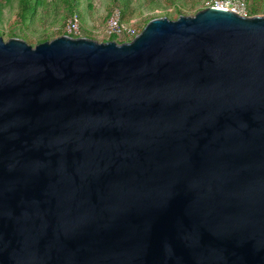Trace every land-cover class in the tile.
I'll list each match as a JSON object with an SVG mask.
<instances>
[{
    "label": "water",
    "instance_id": "95a60500",
    "mask_svg": "<svg viewBox=\"0 0 264 264\" xmlns=\"http://www.w3.org/2000/svg\"><path fill=\"white\" fill-rule=\"evenodd\" d=\"M0 264H264V15L0 36Z\"/></svg>",
    "mask_w": 264,
    "mask_h": 264
},
{
    "label": "rangeland",
    "instance_id": "374dc122",
    "mask_svg": "<svg viewBox=\"0 0 264 264\" xmlns=\"http://www.w3.org/2000/svg\"><path fill=\"white\" fill-rule=\"evenodd\" d=\"M208 0H80V35L100 41H109L105 34L107 21L113 14H121L124 24L133 25L142 31L155 18L168 17L176 20L181 15L194 16L206 8ZM252 16L264 15V0H249ZM19 0H0V33L7 41L14 33L35 47L44 40L68 35L71 17L61 0H46V6L39 7L28 23H18ZM26 38V39H25ZM118 43L129 39L117 38Z\"/></svg>",
    "mask_w": 264,
    "mask_h": 264
},
{
    "label": "built area",
    "instance_id": "2783aa9c",
    "mask_svg": "<svg viewBox=\"0 0 264 264\" xmlns=\"http://www.w3.org/2000/svg\"><path fill=\"white\" fill-rule=\"evenodd\" d=\"M215 8L233 12L237 15L243 17H251L250 13V1L249 0H208L206 3V8ZM80 22L79 19L73 18L68 24V35L73 37H82L80 35ZM142 31L137 30L133 25L124 24L121 18V14H113L107 21V28L105 34L109 38L116 36H126L129 40L125 42L132 41L137 37Z\"/></svg>",
    "mask_w": 264,
    "mask_h": 264
},
{
    "label": "trees",
    "instance_id": "16d2710c",
    "mask_svg": "<svg viewBox=\"0 0 264 264\" xmlns=\"http://www.w3.org/2000/svg\"><path fill=\"white\" fill-rule=\"evenodd\" d=\"M117 1H121V0H117ZM61 2L65 6L67 13L71 17L76 16L81 20L80 10H79L80 0H61ZM45 6H46V0H19V11L17 15V18H18L17 24L28 23L29 21H31L32 17L36 14L38 8L39 7L44 8ZM10 38H18V37L14 33H11ZM111 40L117 41L118 39L116 36H113L109 38V41ZM45 41H48V40L46 39L44 40V42Z\"/></svg>",
    "mask_w": 264,
    "mask_h": 264
}]
</instances>
